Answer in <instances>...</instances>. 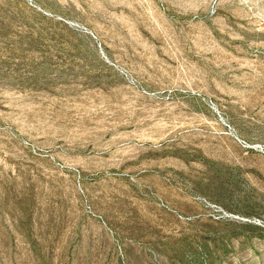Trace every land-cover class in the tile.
<instances>
[{
    "label": "rangeland",
    "instance_id": "1",
    "mask_svg": "<svg viewBox=\"0 0 264 264\" xmlns=\"http://www.w3.org/2000/svg\"><path fill=\"white\" fill-rule=\"evenodd\" d=\"M0 264H264V0H0Z\"/></svg>",
    "mask_w": 264,
    "mask_h": 264
}]
</instances>
